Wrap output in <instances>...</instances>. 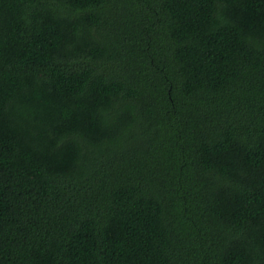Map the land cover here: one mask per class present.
<instances>
[{
  "label": "trees",
  "instance_id": "trees-1",
  "mask_svg": "<svg viewBox=\"0 0 264 264\" xmlns=\"http://www.w3.org/2000/svg\"><path fill=\"white\" fill-rule=\"evenodd\" d=\"M0 264H264V0H0Z\"/></svg>",
  "mask_w": 264,
  "mask_h": 264
}]
</instances>
